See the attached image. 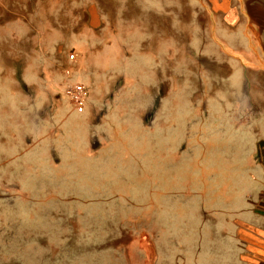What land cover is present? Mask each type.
Segmentation results:
<instances>
[{"label":"rangeland","instance_id":"rangeland-1","mask_svg":"<svg viewBox=\"0 0 264 264\" xmlns=\"http://www.w3.org/2000/svg\"><path fill=\"white\" fill-rule=\"evenodd\" d=\"M217 1L0 0V264L223 253L264 193V0L243 37Z\"/></svg>","mask_w":264,"mask_h":264},{"label":"crops","instance_id":"crops-1","mask_svg":"<svg viewBox=\"0 0 264 264\" xmlns=\"http://www.w3.org/2000/svg\"><path fill=\"white\" fill-rule=\"evenodd\" d=\"M221 2H224L227 8L226 23L230 33L236 32L238 37L245 36L246 23L243 18L237 22L232 18L235 12L238 13V4L233 0L217 1L218 4H222ZM258 161L264 171V138L260 140ZM225 226L229 233L226 234L227 248L223 253H211L210 250L208 255L194 256L191 262L184 261L182 264H264V193L259 207L252 210L247 218L242 219L240 223H226Z\"/></svg>","mask_w":264,"mask_h":264},{"label":"built area","instance_id":"built-area-1","mask_svg":"<svg viewBox=\"0 0 264 264\" xmlns=\"http://www.w3.org/2000/svg\"><path fill=\"white\" fill-rule=\"evenodd\" d=\"M70 61H75V55L69 57ZM70 73H67V75ZM88 90L80 84L67 83L65 87V97L72 105L77 114H83L86 110L88 101Z\"/></svg>","mask_w":264,"mask_h":264}]
</instances>
